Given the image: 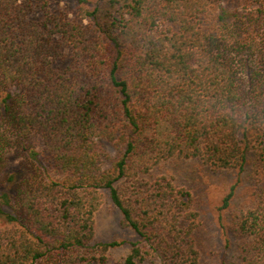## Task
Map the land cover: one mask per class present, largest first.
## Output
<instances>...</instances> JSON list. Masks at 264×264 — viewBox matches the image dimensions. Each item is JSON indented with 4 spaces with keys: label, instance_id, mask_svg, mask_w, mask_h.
<instances>
[{
    "label": "trees",
    "instance_id": "obj_1",
    "mask_svg": "<svg viewBox=\"0 0 264 264\" xmlns=\"http://www.w3.org/2000/svg\"><path fill=\"white\" fill-rule=\"evenodd\" d=\"M224 1L75 0L71 16L0 0V264H104L122 243L95 240L105 193L139 237L124 264H200L190 191L152 170L240 175L251 156L227 264H264V0Z\"/></svg>",
    "mask_w": 264,
    "mask_h": 264
},
{
    "label": "rangeland",
    "instance_id": "obj_2",
    "mask_svg": "<svg viewBox=\"0 0 264 264\" xmlns=\"http://www.w3.org/2000/svg\"><path fill=\"white\" fill-rule=\"evenodd\" d=\"M51 12H63L72 16L75 11V0H41ZM241 0H225L219 6L229 9H241ZM219 7H217L218 11ZM38 10L32 17L38 18ZM105 150L113 158L116 150L108 142L104 143ZM25 159L22 151L11 149L7 153L4 171L20 172ZM105 164V163H104ZM257 163L254 157L238 175L232 169H214L201 163L198 159L174 158L167 160L152 170L154 175L165 174L172 176L177 186L188 189L192 202L197 210L195 238L199 250L200 264H227L235 259V240L229 232L228 224L235 214L245 208L252 198L256 185ZM235 184L234 195L229 208L218 210L223 197ZM95 240L122 242L119 246L110 248L105 253L107 260L104 264H124V258L130 250V245L138 241L134 231L123 225L120 211L113 205L108 194H104L103 203L94 216ZM84 264H99L97 261H87ZM143 264V263H140Z\"/></svg>",
    "mask_w": 264,
    "mask_h": 264
}]
</instances>
